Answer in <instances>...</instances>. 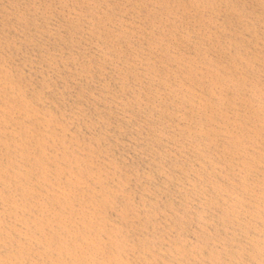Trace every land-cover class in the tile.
Returning <instances> with one entry per match:
<instances>
[{"label":"bare ground","instance_id":"bare-ground-1","mask_svg":"<svg viewBox=\"0 0 264 264\" xmlns=\"http://www.w3.org/2000/svg\"><path fill=\"white\" fill-rule=\"evenodd\" d=\"M0 264H264V0H0Z\"/></svg>","mask_w":264,"mask_h":264}]
</instances>
